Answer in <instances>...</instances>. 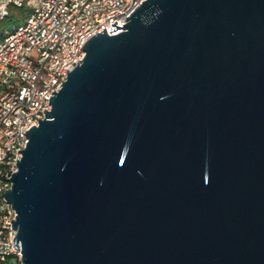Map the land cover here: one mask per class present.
<instances>
[{"label":"water","instance_id":"1","mask_svg":"<svg viewBox=\"0 0 264 264\" xmlns=\"http://www.w3.org/2000/svg\"><path fill=\"white\" fill-rule=\"evenodd\" d=\"M126 19L25 132L5 190L21 264H264V0Z\"/></svg>","mask_w":264,"mask_h":264},{"label":"built area","instance_id":"2","mask_svg":"<svg viewBox=\"0 0 264 264\" xmlns=\"http://www.w3.org/2000/svg\"><path fill=\"white\" fill-rule=\"evenodd\" d=\"M27 1L33 2L30 12L0 37V264H21L22 245H15L12 227L17 211L5 190L18 169V149L29 140L26 130L46 117L45 108L51 110L52 91H59L83 60L85 41L104 28L119 32L109 29L124 26L127 14L143 0H0V18Z\"/></svg>","mask_w":264,"mask_h":264},{"label":"rangeland","instance_id":"3","mask_svg":"<svg viewBox=\"0 0 264 264\" xmlns=\"http://www.w3.org/2000/svg\"><path fill=\"white\" fill-rule=\"evenodd\" d=\"M32 7L33 2L27 1L25 6L23 7H12L11 15L3 19L0 18V37H2V35L8 30L14 29L18 23L22 22L25 16L30 12Z\"/></svg>","mask_w":264,"mask_h":264},{"label":"trees","instance_id":"4","mask_svg":"<svg viewBox=\"0 0 264 264\" xmlns=\"http://www.w3.org/2000/svg\"><path fill=\"white\" fill-rule=\"evenodd\" d=\"M11 10H12V8L10 9V14L9 15H11ZM8 15V16H9ZM18 16H19V13H18ZM17 16V17H18ZM21 16V15H20ZM7 17V16H6ZM5 18V17H4ZM1 19H3V18H1ZM2 264H20V260H18L17 262H13V261H11V262H3Z\"/></svg>","mask_w":264,"mask_h":264}]
</instances>
